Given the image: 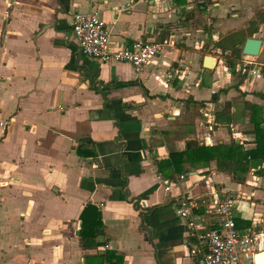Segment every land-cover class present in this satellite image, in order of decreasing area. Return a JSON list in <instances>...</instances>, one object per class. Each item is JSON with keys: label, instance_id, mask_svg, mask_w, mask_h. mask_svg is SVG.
Segmentation results:
<instances>
[{"label": "crops", "instance_id": "crops-1", "mask_svg": "<svg viewBox=\"0 0 264 264\" xmlns=\"http://www.w3.org/2000/svg\"><path fill=\"white\" fill-rule=\"evenodd\" d=\"M255 2L0 0V107L9 121L0 127V264H197L177 206L183 194L214 190L238 198L240 232L257 221L264 230V158L233 174L215 160L172 176L158 169L190 139L256 148L251 116L254 106L264 116V74L235 75L218 54L214 69L203 66L256 17ZM93 9L113 48L163 39L159 55L137 74L128 62L83 54L73 16ZM87 205L103 231L83 246Z\"/></svg>", "mask_w": 264, "mask_h": 264}, {"label": "built area", "instance_id": "built-area-1", "mask_svg": "<svg viewBox=\"0 0 264 264\" xmlns=\"http://www.w3.org/2000/svg\"><path fill=\"white\" fill-rule=\"evenodd\" d=\"M73 28L83 54L103 62H128L137 74L159 55L164 45L161 41L138 38L113 48L112 33L94 9L74 13ZM262 66L264 63L256 66L246 61L241 72L259 77ZM166 75L168 78L172 76L170 72ZM8 124L0 107V127L6 129ZM205 141L211 143V137H206ZM184 178L185 174L179 176L180 180ZM171 183L169 180L166 189L171 188ZM140 204L146 206L144 200ZM238 208L236 196L220 195L216 190L198 196L183 194L180 197L177 213L186 220L188 233L194 239L189 245V253L197 264H255V254L264 250V230H257L261 225V221H257L255 229L240 232L236 223ZM213 217L217 220L213 221Z\"/></svg>", "mask_w": 264, "mask_h": 264}, {"label": "trees", "instance_id": "trees-1", "mask_svg": "<svg viewBox=\"0 0 264 264\" xmlns=\"http://www.w3.org/2000/svg\"><path fill=\"white\" fill-rule=\"evenodd\" d=\"M264 23V10L259 11L256 17L252 19L248 26L244 29L229 33L225 35L218 43L217 47L221 52L230 51L231 57L226 61V65L230 68L238 67L242 68L243 64L240 62L242 59L243 45L248 37L253 36L259 31V27ZM240 61V62H239ZM261 72L264 74V66L261 67ZM262 94V93H260ZM263 95V94H262ZM200 104H203L201 102ZM251 120L255 124V130L257 135V146L254 149L247 150L239 142L233 140L230 144H216L209 145L205 140H188L190 147L182 151H172L166 159L158 162V169L161 172L164 171V167H169L173 173H183L186 169L185 164L189 162L191 165L195 164H209L212 160L216 161V168L219 172H228L230 174L236 173L239 169L247 170L246 167L250 164L251 159L256 165L262 164L264 158V116L263 113H259L257 107L254 106ZM258 112V113H257ZM218 120H222L221 116H217ZM83 147H79L80 154H83ZM89 205H87L81 214L82 228H81V240L83 246H89L95 244V238L103 231L100 227L99 216L100 213L95 209L96 218L88 220L85 216ZM92 222V225H89ZM95 223V224H94ZM98 223V224H97ZM94 227V229H93ZM122 258L119 259V262Z\"/></svg>", "mask_w": 264, "mask_h": 264}, {"label": "water", "instance_id": "water-1", "mask_svg": "<svg viewBox=\"0 0 264 264\" xmlns=\"http://www.w3.org/2000/svg\"><path fill=\"white\" fill-rule=\"evenodd\" d=\"M163 39L161 40V42ZM263 40L256 35L248 37L243 45L242 53L246 56H259L262 50ZM218 58L213 55H206L203 60V66L206 69H214ZM189 145V144H187ZM255 264H264V251L255 256Z\"/></svg>", "mask_w": 264, "mask_h": 264}, {"label": "rangeland", "instance_id": "rangeland-1", "mask_svg": "<svg viewBox=\"0 0 264 264\" xmlns=\"http://www.w3.org/2000/svg\"><path fill=\"white\" fill-rule=\"evenodd\" d=\"M255 1H256L255 5H254L255 11H257V13H258L259 11L264 10V6H262V4L259 3V0H255ZM254 35H256L257 38H261L263 40L261 53H260L259 56H248V57L246 55H244L243 53H241L243 61L242 62L239 61L240 64L241 63L244 64L246 61L251 62L252 64H254L256 66H258V64H260V63H264V29L261 30V27H259V31L257 33H255ZM210 53L215 54L213 56H216L217 54L220 55L225 60V63L229 59V57L232 56L230 51L217 53V52H213V51L210 50ZM212 54H209V55H212ZM241 69L242 68H238V67L237 68L236 67L232 68L233 73L235 75L239 74V76H241L240 75Z\"/></svg>", "mask_w": 264, "mask_h": 264}]
</instances>
